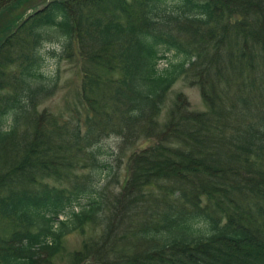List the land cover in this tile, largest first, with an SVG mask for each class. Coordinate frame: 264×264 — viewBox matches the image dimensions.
<instances>
[{"label":"trees","instance_id":"16d2710c","mask_svg":"<svg viewBox=\"0 0 264 264\" xmlns=\"http://www.w3.org/2000/svg\"><path fill=\"white\" fill-rule=\"evenodd\" d=\"M46 44L78 66L84 124L38 109ZM181 78L207 109L179 95L160 121ZM103 132L153 138L116 192ZM73 232L72 264H264V0H45L0 26V263L52 264Z\"/></svg>","mask_w":264,"mask_h":264},{"label":"rangeland","instance_id":"374dc122","mask_svg":"<svg viewBox=\"0 0 264 264\" xmlns=\"http://www.w3.org/2000/svg\"><path fill=\"white\" fill-rule=\"evenodd\" d=\"M9 0H0V4ZM48 0H46L47 2ZM45 0H23L22 5L17 9H2L0 11V26L10 24L12 26V20L16 14L28 13L33 7L41 6ZM55 51V54H50ZM42 53L47 55L45 71L49 74H57V86L49 94V96L42 100L38 106L39 110L46 109L54 116H59L62 119L79 121L82 124L85 122V107L82 99V82L78 73V66L71 59L60 58V47L58 45L46 44L42 48ZM171 59H178L174 52L168 53ZM166 60H162L160 67L165 66ZM182 95L189 100L191 109L193 110H206L207 102L205 101L200 88L197 85H193L190 81L179 79L167 92L164 97L163 109L160 115V121L166 120L170 108L174 105L177 97ZM110 133V132H107ZM101 138L107 137L109 134L102 133ZM143 138V137H142ZM138 139L135 142H128L122 140L117 133L110 134L105 140L102 141V146L105 149L101 158L108 161L112 165V169L107 172H102L99 176L97 184H100L103 188L106 185L109 186L111 191L120 190L126 179L129 180L135 170L132 163H130L131 155L140 152L141 149L151 146L153 144V138ZM113 153V154H112ZM82 165H78L72 169V172L76 171L82 174L84 171L81 168ZM85 171H90L87 167ZM50 185L67 186L69 185L64 177L48 179ZM127 183V182H126ZM125 183V184H126ZM111 186V187H110ZM89 198L83 197L80 199V205H75L68 209V215L72 210L78 211L83 205L88 203ZM66 217V214H65ZM63 217V214L60 218ZM90 232H88V235ZM87 233L73 232L63 238L62 249L54 257L52 264H72V258L75 253L81 249L82 245L86 241ZM1 264V263H0ZM81 264H98L92 261Z\"/></svg>","mask_w":264,"mask_h":264}]
</instances>
